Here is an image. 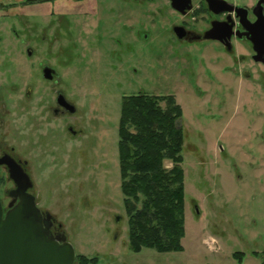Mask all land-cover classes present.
<instances>
[{"label": "rangeland", "instance_id": "1", "mask_svg": "<svg viewBox=\"0 0 264 264\" xmlns=\"http://www.w3.org/2000/svg\"><path fill=\"white\" fill-rule=\"evenodd\" d=\"M110 1L100 0L102 9L108 10ZM163 2L124 0L121 11L134 14L124 18L123 31L116 33L118 26L109 21L100 28L98 37L101 31L106 35L95 44L97 56L85 47L84 31L85 38L76 27L60 30L64 25L57 21L44 26V42L58 41L59 49L51 51L58 57L50 63L59 70L58 88L76 108L69 120L76 137L44 148L53 151L52 157L37 152L38 206L62 224L76 255L96 258L97 264H237L236 252L244 255L241 264H260L253 254L264 252V66L246 59L247 48L237 42L230 55L211 45H170L172 25L182 21L198 29L205 23L193 12L180 20ZM46 6L29 5L23 15L29 23L47 21L51 9ZM72 9L73 4L60 1L52 10ZM35 34L28 33V39L35 40ZM138 93L173 95L182 109V252L128 248L117 130L122 97ZM37 99L25 104L29 110ZM13 118V113L7 118L8 139L20 151L23 142L15 130L21 129L22 116H16L15 126Z\"/></svg>", "mask_w": 264, "mask_h": 264}, {"label": "flooded vegetation", "instance_id": "2", "mask_svg": "<svg viewBox=\"0 0 264 264\" xmlns=\"http://www.w3.org/2000/svg\"><path fill=\"white\" fill-rule=\"evenodd\" d=\"M60 1H68L71 6L73 4L72 11H53L54 2ZM83 1H0V195L2 194L7 198V201L4 202L0 197V202L4 212L10 208V205L17 202L13 197V193L18 188L13 179V174L16 172V174L20 173L29 178L31 186L26 189V192L34 197L42 219L50 215L49 212L40 209L37 196L34 194L38 188L33 179L34 173L37 172V152H48L49 150L44 151V148H53L54 144L59 142V139H62L63 142H71L76 137V132L71 122H69L70 118L75 115L76 108L69 100L70 97L64 94V88H62L63 90L58 88L59 70L55 67V63H50V60L58 57V53H51L54 48L55 51L59 49L58 41L44 42V26L57 21L63 23L64 26L59 29L65 32H69L70 29L76 27L84 38L83 34L86 33L88 36L89 40L85 47L86 45L89 46L88 52L94 56L99 52L95 47L99 42L97 40L106 35L101 31V35L98 37L97 32L100 28L107 25L109 21V24L118 26L115 28L116 33L118 29L123 31L126 26L124 25V18H129L134 14V12L127 10L125 15L121 11L124 0H111L108 10H105V6L102 9L100 0H89L90 4L86 7H84L86 4ZM144 1L149 4L152 0ZM195 1L190 0L188 3V0H164L162 3L171 15L178 16L180 20L188 18L189 13L193 12L194 15L201 17L202 22L205 23L204 27L198 29L190 27L182 21L172 25L170 27L172 36L170 45H174V42L187 47L198 44L211 45L217 51L221 48L230 55L234 51L233 44L237 42L243 44L248 50V56L242 55V59L243 57L249 58L255 64L264 66V49L259 51L261 54L258 57L260 61H255L254 57L256 55L250 41L261 34V31L256 32L255 28L252 27V24L257 20L253 10L256 9V13L260 15V18L264 17V4L262 3L261 7L257 6L260 0H221L227 3L228 6L218 2V0H197L198 4L193 8ZM126 2L139 4V0H126ZM42 4L47 5L46 7L52 10L48 11L47 21H43L44 18H39L41 20L37 19L34 23H29L25 19L24 10L22 11V9L29 5L42 6ZM229 5L238 8V12L234 10L231 12L222 11L223 9H229ZM83 8H85L84 11ZM102 19L107 22L104 24L101 21ZM240 19L242 20L241 23ZM53 29L56 30L54 26ZM32 31L36 33L35 40L28 39V33ZM131 31V34L137 39L138 30L131 26ZM115 42L119 41L115 39ZM90 43L93 45H89ZM212 50L217 53L213 48ZM34 96L38 99L31 111L25 104ZM45 101L48 104L46 107H44ZM18 110H22L24 114ZM11 113L14 114V126L16 116H22L21 129L15 127L16 137L19 134L18 140L21 139L23 142L20 151L15 145L10 144L8 139L11 128L10 124L7 123V118ZM60 134L63 135V138H60ZM31 151L35 153V156ZM53 155L52 150L47 153V157ZM52 161H55V159ZM33 162H35L34 165ZM50 216L52 223L49 229L50 234L45 232V235L53 239L58 234L63 233V230L59 228L61 223L57 222L56 217Z\"/></svg>", "mask_w": 264, "mask_h": 264}, {"label": "trees", "instance_id": "3", "mask_svg": "<svg viewBox=\"0 0 264 264\" xmlns=\"http://www.w3.org/2000/svg\"><path fill=\"white\" fill-rule=\"evenodd\" d=\"M182 109L173 95L123 96L118 120L120 190L133 253L182 252L184 237V171ZM167 163L170 164L169 167ZM264 264V252L254 253ZM237 264L244 259L234 253ZM76 255L75 264H97Z\"/></svg>", "mask_w": 264, "mask_h": 264}, {"label": "water", "instance_id": "4", "mask_svg": "<svg viewBox=\"0 0 264 264\" xmlns=\"http://www.w3.org/2000/svg\"><path fill=\"white\" fill-rule=\"evenodd\" d=\"M218 2L228 6L224 1ZM262 3L264 4V0H260L257 6L261 7ZM229 7L222 11L238 12V8L231 5ZM253 11L257 20L252 27L256 32L261 31V34L250 41L256 55L254 60L260 61L259 51L264 49L261 48L264 47V17L260 18L256 9ZM212 26L214 27V24ZM13 179L18 185L13 193L17 202L10 205L6 212L0 202V264H75L76 254L65 233H60L53 239L45 235V232L50 234L51 216L42 219L34 197L26 192L31 186L29 178L15 172Z\"/></svg>", "mask_w": 264, "mask_h": 264}, {"label": "crops", "instance_id": "5", "mask_svg": "<svg viewBox=\"0 0 264 264\" xmlns=\"http://www.w3.org/2000/svg\"><path fill=\"white\" fill-rule=\"evenodd\" d=\"M1 1V0H0ZM6 1V0H5ZM12 1H16V2H21V1H23V0H12ZM252 2V1H251Z\"/></svg>", "mask_w": 264, "mask_h": 264}]
</instances>
